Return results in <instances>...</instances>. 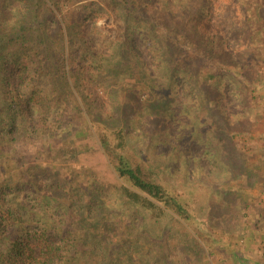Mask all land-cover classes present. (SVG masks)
Segmentation results:
<instances>
[{
  "label": "trees",
  "instance_id": "obj_1",
  "mask_svg": "<svg viewBox=\"0 0 264 264\" xmlns=\"http://www.w3.org/2000/svg\"><path fill=\"white\" fill-rule=\"evenodd\" d=\"M210 3L0 0V264L205 260L187 206L130 148L127 124L135 118L113 115L118 99H96L107 91L104 79L119 84L142 70L158 86L145 90L156 99L149 116L175 122L219 113L224 137L239 136L258 109L261 81L250 57L222 59L230 49L205 19ZM248 14L247 7L251 37L260 35ZM101 16L118 24L115 37L98 27ZM136 84L128 89L135 96Z\"/></svg>",
  "mask_w": 264,
  "mask_h": 264
},
{
  "label": "rangeland",
  "instance_id": "obj_2",
  "mask_svg": "<svg viewBox=\"0 0 264 264\" xmlns=\"http://www.w3.org/2000/svg\"><path fill=\"white\" fill-rule=\"evenodd\" d=\"M232 1L229 6L225 5L227 0L210 3L205 19L222 29L224 37L219 31L218 36L230 49L222 59L244 63L250 57L253 69L258 72L257 80L261 81L258 92L262 96L253 100L258 109H252L254 113L243 123L239 136L224 137L221 127L225 121L219 113L212 117L203 112L189 118L184 115L175 122L166 121L155 112L149 116L147 108H155L156 99L147 97L145 90L158 86L152 80L147 81L142 70L136 72L137 81L127 74L120 76L119 84L104 79L101 87L105 84L107 91L98 87L100 99L96 100L116 103L118 99L121 108L113 115L135 118V123L127 124L130 148L156 170L158 180L171 193L178 194L189 209L192 220L186 224L190 230L201 231L200 245L207 253L201 264H264V0ZM247 7L253 28L259 29L260 35L251 37L247 29L244 22ZM97 23L107 36L115 37L120 30L107 16L99 17ZM252 40L257 45L254 42L252 47ZM253 50L255 54L250 55ZM146 56L149 62L150 57ZM149 73L157 76L158 70ZM135 84L139 85L133 91L136 96L128 90ZM120 87L124 90L117 96L115 92ZM232 99L239 103L236 95ZM111 111L105 110L101 116L107 117ZM194 118L196 121L192 123ZM182 252L183 256L188 255V251Z\"/></svg>",
  "mask_w": 264,
  "mask_h": 264
}]
</instances>
